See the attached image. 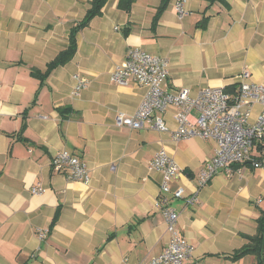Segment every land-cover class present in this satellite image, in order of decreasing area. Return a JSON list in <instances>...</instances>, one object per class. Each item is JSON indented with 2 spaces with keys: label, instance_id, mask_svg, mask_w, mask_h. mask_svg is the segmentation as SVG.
<instances>
[{
  "label": "crops",
  "instance_id": "obj_1",
  "mask_svg": "<svg viewBox=\"0 0 264 264\" xmlns=\"http://www.w3.org/2000/svg\"><path fill=\"white\" fill-rule=\"evenodd\" d=\"M90 1L0 0V264L145 262L169 241L159 195L193 246L182 264H257L253 254L229 256L256 234L264 211V139L238 172L221 171L199 187L215 142L118 127L115 115H133L146 89L114 83L110 73L130 48H140L167 59V90L238 87L243 70L264 85V0H187L183 18L170 0L156 22L161 0H137L129 12L107 0L77 33L71 60L42 79L34 75L66 48ZM78 79L86 86L77 91ZM175 112L170 106L161 113L170 130ZM260 112L253 105L249 122ZM160 149L179 168L169 186L184 189L180 198L160 192L163 176L149 167ZM62 151L87 164V182L51 169V157ZM34 186L43 191L33 194Z\"/></svg>",
  "mask_w": 264,
  "mask_h": 264
},
{
  "label": "built area",
  "instance_id": "obj_2",
  "mask_svg": "<svg viewBox=\"0 0 264 264\" xmlns=\"http://www.w3.org/2000/svg\"><path fill=\"white\" fill-rule=\"evenodd\" d=\"M186 4L187 0H173L178 18L188 14ZM168 75L167 59L140 48H130L124 64L111 71L110 79L119 85L134 83L143 86L146 91L136 112L133 115L117 113L115 124L130 129L170 131L175 141L194 137L213 140L214 154L203 164L197 180L199 187L206 185L221 171L227 175L238 172L235 166L248 157L257 140L264 139V85L250 81V72L243 70L236 93H229L224 87H204L196 95H191L186 88L165 89ZM85 86L86 80L78 79L75 88L78 91ZM255 104L261 106V112L250 123V109ZM170 106L176 107L175 128L172 130L161 115ZM191 110L196 112L195 116H192ZM50 166L55 172H65L70 179L89 180L87 164L65 151L53 155ZM149 167L163 176L160 192L171 193L174 198L184 195L182 187L171 190L169 186L170 181L177 177L179 168L164 149L154 154ZM111 169H114L113 165ZM31 191L39 194L43 189L34 186ZM195 200L192 195L186 202L191 205ZM156 205L164 215L170 233L169 241L159 255L138 264H182L192 254L193 246L177 229L178 214L168 203V198L159 195Z\"/></svg>",
  "mask_w": 264,
  "mask_h": 264
},
{
  "label": "trees",
  "instance_id": "obj_3",
  "mask_svg": "<svg viewBox=\"0 0 264 264\" xmlns=\"http://www.w3.org/2000/svg\"><path fill=\"white\" fill-rule=\"evenodd\" d=\"M137 0H118V7L125 11L129 12L134 2ZM170 0H161L159 6L157 7L154 22L158 19L161 12L167 7ZM107 0H91L90 6L86 11L85 16L74 24L68 33V43L65 49L61 50L53 60H51L47 64L46 71L44 73H40L37 70H33L32 73L39 78H43L46 74H48L53 68L64 65L74 56L77 49V33L79 30L89 23V21L96 15L101 14V10ZM208 17H203L199 24L205 25ZM224 89L229 93H236L237 87L234 85H230L224 87ZM67 110L66 108H60L61 112ZM24 127V123L22 124V129ZM261 146H259V149ZM247 243L240 249L236 250L232 253L229 258L231 260H237L245 255L253 254L257 257V264H264V211L260 212V215L257 218V231L253 236H247Z\"/></svg>",
  "mask_w": 264,
  "mask_h": 264
}]
</instances>
